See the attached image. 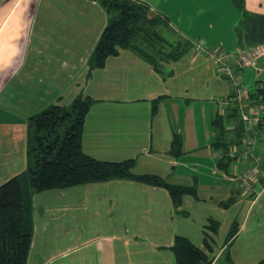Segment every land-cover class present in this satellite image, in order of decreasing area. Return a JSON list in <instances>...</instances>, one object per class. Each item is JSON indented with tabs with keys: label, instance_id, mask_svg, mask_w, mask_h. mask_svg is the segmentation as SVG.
I'll return each instance as SVG.
<instances>
[{
	"label": "crops",
	"instance_id": "obj_1",
	"mask_svg": "<svg viewBox=\"0 0 264 264\" xmlns=\"http://www.w3.org/2000/svg\"><path fill=\"white\" fill-rule=\"evenodd\" d=\"M199 16H189L180 28L168 19L161 27L176 35L172 44H190L176 59L163 49L152 50L151 58L126 49L93 68L112 17L100 0H0V185L26 170L30 119L89 96L86 154L106 162L133 159L134 173H153L193 190L179 207L166 187L124 179L35 193L27 264H176L172 246L178 236L203 249L212 264L264 260V178L249 197L239 179L246 163L239 166L227 156L238 140L232 129L237 113L229 108L219 121L213 109L215 97L230 95L232 87L216 60L199 50L226 53L234 64L241 51L264 48V9L252 14L243 0L240 22L233 25V19L224 32L215 7L201 25ZM263 73L264 63L261 72L244 69V83H254V90ZM190 91L211 93L205 98L207 137L198 123L189 124L187 104L169 101ZM191 129L201 150L195 164L179 167L178 178L138 169L142 157L164 159L171 167L174 152L187 159ZM177 136L182 145L175 151Z\"/></svg>",
	"mask_w": 264,
	"mask_h": 264
},
{
	"label": "trees",
	"instance_id": "obj_2",
	"mask_svg": "<svg viewBox=\"0 0 264 264\" xmlns=\"http://www.w3.org/2000/svg\"><path fill=\"white\" fill-rule=\"evenodd\" d=\"M100 1L112 17L94 51L93 68L104 66L108 57L122 50H139L151 58L154 53L150 54L142 46L159 50L169 44L159 32L167 25V20L152 15L147 5L131 0ZM237 8L242 9L243 2H239ZM169 46L173 49L168 55L176 59L190 44L180 41L176 45L170 42ZM91 103L89 96H78L69 105H53L30 119L26 170L0 185V264L28 262L33 238L32 196L35 193L124 179L166 187L179 207L183 197L193 191L170 184L156 175L134 173L136 163L133 159L106 162L86 154L82 140ZM223 116L219 114V121ZM235 128L236 139H239V120ZM180 138L177 136L174 150L181 148ZM172 251L176 264H212L203 249L183 236L175 238ZM258 264H264V260Z\"/></svg>",
	"mask_w": 264,
	"mask_h": 264
},
{
	"label": "built area",
	"instance_id": "obj_3",
	"mask_svg": "<svg viewBox=\"0 0 264 264\" xmlns=\"http://www.w3.org/2000/svg\"><path fill=\"white\" fill-rule=\"evenodd\" d=\"M199 50L210 54L216 60L221 75L232 87L230 95L217 99L215 106L220 115H225L229 108L235 109L237 113L241 135L232 144L227 156L234 163H246L239 179L245 193L253 197L256 194V185L264 177V81H260L251 90L245 86L242 72L246 68L262 71L264 48L241 51L234 64L229 62L226 53L208 51L204 47ZM232 129H236L235 126Z\"/></svg>",
	"mask_w": 264,
	"mask_h": 264
},
{
	"label": "rangeland",
	"instance_id": "obj_4",
	"mask_svg": "<svg viewBox=\"0 0 264 264\" xmlns=\"http://www.w3.org/2000/svg\"><path fill=\"white\" fill-rule=\"evenodd\" d=\"M131 1L136 2V3L145 4L148 7L154 9L155 15L162 17L166 20L168 19L169 22H172L178 28L181 27V24H184V21L185 22L187 21V18L189 16L193 15V18H195L199 16V13H200V16H199L200 18H199V24L197 22V25H201L203 21L207 19L208 13L215 7L218 12H222V22L220 24H221L223 32L226 29V25H229V27H231L230 24L233 21V19H235V21H233V25L240 22V12L242 9L237 8V4L239 2H243V0H131ZM254 1L255 0H248V12L252 14H256L257 9H260V7L261 9H264V0H259V2L263 1L262 5L261 4L257 5V2L254 4ZM187 11H190V12H187ZM182 16H183V21L181 23ZM224 17H226V19H224ZM234 17H237V19ZM160 32L166 39L170 40V42L172 43L176 42L177 37L172 31L161 28ZM142 47H144L145 51H148L149 53H152V54L154 53L146 45ZM163 51L168 53L172 51V49L171 47H163ZM261 80H264V73L261 75L260 81ZM253 84L254 83L252 82L248 83V81L246 80L245 86L249 89H252ZM210 95L211 93H207L205 95L202 94L199 96L198 95L194 96L193 92L190 91V94L188 96L182 95L178 98L174 97L171 100H169L171 103H178V102L182 103L183 107H185V104H187L186 112H187V118H188L189 124L191 126L197 127V123H198L199 130L206 137H207V131H206L205 122H208V116L206 115V106H205L206 102L205 101H207V99L205 98ZM219 96L220 95H217L215 97L216 100L219 98L225 97V96L223 97H219ZM203 108H204V111H203ZM213 109L215 112L214 115H217V112H218L217 109L215 107ZM202 125L203 127H201ZM196 137H198V135H196V132L194 133L193 130L191 129L190 135H189V142L187 143V150L189 149L190 151H193V152L190 153V156L187 159L180 157V155H178L177 152H174L173 153V165H172L173 167L166 165V163L163 162L164 159H154V158L142 157L139 159L140 167L138 169L139 170H154V171L159 172V174H161L162 176L164 174V176H167L170 179L178 178L180 176L179 167L182 164L189 163L193 165L196 163V160H197L196 152L198 150H201L199 149L200 145L198 146V141L196 142L195 140ZM201 138L205 140L204 137L201 136ZM203 144L205 145L204 142ZM237 164L240 166L241 162H237ZM133 171L136 172L135 169ZM166 172H169L170 175H165ZM150 175H153V173Z\"/></svg>",
	"mask_w": 264,
	"mask_h": 264
}]
</instances>
